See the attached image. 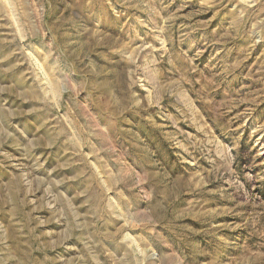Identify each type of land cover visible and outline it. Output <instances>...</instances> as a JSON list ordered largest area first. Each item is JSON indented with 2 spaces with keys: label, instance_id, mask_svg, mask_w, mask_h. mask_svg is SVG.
I'll list each match as a JSON object with an SVG mask.
<instances>
[{
  "label": "rangeland",
  "instance_id": "374dc122",
  "mask_svg": "<svg viewBox=\"0 0 264 264\" xmlns=\"http://www.w3.org/2000/svg\"><path fill=\"white\" fill-rule=\"evenodd\" d=\"M0 264H264V0H0Z\"/></svg>",
  "mask_w": 264,
  "mask_h": 264
}]
</instances>
